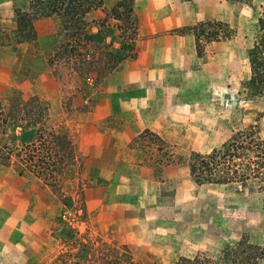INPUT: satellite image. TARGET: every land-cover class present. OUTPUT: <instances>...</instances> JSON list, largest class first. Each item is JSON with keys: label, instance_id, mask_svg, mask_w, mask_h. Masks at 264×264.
<instances>
[{"label": "rangeland", "instance_id": "obj_1", "mask_svg": "<svg viewBox=\"0 0 264 264\" xmlns=\"http://www.w3.org/2000/svg\"><path fill=\"white\" fill-rule=\"evenodd\" d=\"M25 3L0 0V97L15 90L37 94L48 105L39 124L43 135L48 127L70 144L55 141L52 158L60 166L50 182L30 171L20 175L0 159V264H176L197 254L217 260L242 236L264 239V184L196 185L180 166L160 177L133 144L143 123L163 110L167 91L157 81L159 68L124 64L89 88L74 86L76 97L62 103L63 89L46 58L57 24L50 36L18 41L15 16ZM257 21L245 37L246 63L237 60L228 78L193 75L191 83H181L172 129L148 130L167 144L202 153L249 124L264 136V99H248L241 87ZM178 32H192L202 50L211 44L207 33ZM201 238L225 244L184 255Z\"/></svg>", "mask_w": 264, "mask_h": 264}, {"label": "trees", "instance_id": "obj_2", "mask_svg": "<svg viewBox=\"0 0 264 264\" xmlns=\"http://www.w3.org/2000/svg\"><path fill=\"white\" fill-rule=\"evenodd\" d=\"M135 2L116 0L107 5L106 0H29L27 11L16 12L13 32L20 42L34 40L36 19H57L55 38L46 50V58L52 76L63 89L61 101L64 103L65 99L76 97L73 88H89L91 81L97 82L117 69L125 58L135 55L138 27ZM204 25L212 26L213 30L207 32ZM257 27L253 43L247 49L249 75L241 81L248 99H264V9ZM187 30H196L201 36L207 33L211 42L233 33L228 24L211 21L199 22ZM198 41L196 38L197 54L201 56L203 50ZM13 93L10 98L0 97V159L6 165H14L20 175L30 171L42 180L53 181L54 172L60 166V162L52 158L58 153L53 145L57 146L55 141L60 138L64 144H70V140L48 127L42 128L50 131L43 135L39 124L48 110L45 100L37 94L21 95L19 90ZM134 143L145 154V163L160 177L180 166L196 185L264 184V136L254 124L233 130L224 142L207 153L167 144L148 129L139 133ZM202 255L181 257L176 264H260L264 245L251 243L247 236H242L234 244H227L217 260L201 258Z\"/></svg>", "mask_w": 264, "mask_h": 264}, {"label": "crops", "instance_id": "obj_3", "mask_svg": "<svg viewBox=\"0 0 264 264\" xmlns=\"http://www.w3.org/2000/svg\"><path fill=\"white\" fill-rule=\"evenodd\" d=\"M28 8L29 1L26 0L20 10L27 11ZM263 9L264 0H136L134 15L138 27L135 56L123 61L118 68L124 64L159 68V79L156 80L165 85L167 91L162 92L163 110L159 117L143 123L141 130L172 129L173 107L178 105L180 98L179 87L181 83H191L193 75H203L209 79L217 76L228 78L231 76V67L237 60L243 58L246 63L245 37L250 25L260 17ZM201 21L228 24L233 33L205 46L203 54L199 56L195 35L192 32H178V29ZM38 23L40 26H37ZM41 23H49L48 28L45 25L42 27ZM56 24L55 17L40 18L33 22L38 38L50 36ZM174 129L182 127L176 126ZM249 241L264 245V239L252 240L250 237ZM223 244L224 241H205L201 238L186 248L184 255L218 250ZM260 264H264V258L260 260Z\"/></svg>", "mask_w": 264, "mask_h": 264}]
</instances>
